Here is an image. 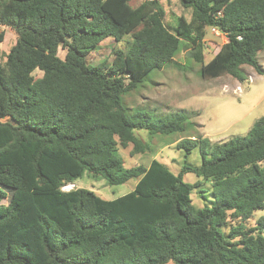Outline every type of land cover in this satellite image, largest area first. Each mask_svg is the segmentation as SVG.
<instances>
[{
	"label": "trees",
	"instance_id": "1",
	"mask_svg": "<svg viewBox=\"0 0 264 264\" xmlns=\"http://www.w3.org/2000/svg\"><path fill=\"white\" fill-rule=\"evenodd\" d=\"M178 1L191 16L171 31L159 0H0V27L15 36L0 64V264H264V216L247 224L264 209V117L222 144L179 139L175 148L198 149L201 163L178 174L156 159L126 168L118 154L148 152L139 133L185 131L180 111L123 102L153 71L180 67L178 54L207 80L243 84L244 66L262 72L264 0ZM208 28L227 42L204 64ZM125 37L126 51L87 62L106 39ZM187 173L200 180L185 183ZM83 176L136 185L112 200L63 190ZM200 182L213 201L195 209Z\"/></svg>",
	"mask_w": 264,
	"mask_h": 264
},
{
	"label": "rangeland",
	"instance_id": "2",
	"mask_svg": "<svg viewBox=\"0 0 264 264\" xmlns=\"http://www.w3.org/2000/svg\"><path fill=\"white\" fill-rule=\"evenodd\" d=\"M142 0H130V5L136 7ZM165 10L164 22L171 31H174L177 25L178 17L184 16L190 19L191 11L184 10L178 0H159ZM0 32L4 34L3 42L0 43V64L5 61V55L8 53L12 44L15 42L14 33L8 29L0 27ZM125 37L122 41L115 42L112 39H106L100 44V47L89 54L87 62L97 64L110 58L114 50L126 51ZM207 41L203 52V63H207L219 50L220 46L226 42L222 38L216 37L207 32L205 37ZM65 51L59 50V57H64ZM264 57L263 52L257 55L260 61ZM175 65H167L161 71L150 73L137 95H130L123 99L127 105H148L149 108H156L160 113L168 114L180 111L185 116V131L169 136H156L149 139L145 133H139V136L149 145L148 152L145 154H136L131 156V146L121 148L118 146V154L124 161L126 168L137 165L148 166L156 159L164 164L170 172L178 174L183 165L199 166L201 156L198 149L186 154L184 150L175 148L176 141L186 138L188 135L206 137L212 145L222 144L233 138H242L249 131L250 124L258 120L263 114L264 103L256 106L259 100L257 92V82L254 77L251 83L240 84L242 92L233 93L235 89V79L230 76H223L217 79H203L199 76L200 63L193 61L186 51L178 54L175 58ZM259 61V62H260ZM248 66H244V76L247 78ZM248 74V75H247ZM40 76V73H35ZM249 85V87H248ZM248 87V88H246ZM194 174L187 173L183 176L185 183H195L199 181ZM136 185V180H130L120 186H109L104 180L94 181L83 176L68 189L83 188L94 191L104 200H112L132 191ZM201 191V193H199ZM212 188L209 183L200 182L198 189L192 195V203L195 209L209 206L213 197ZM6 204V201L2 202ZM264 216V209L253 213V217L248 225ZM221 231H225L221 228ZM264 236V233H263ZM167 264H173L168 262Z\"/></svg>",
	"mask_w": 264,
	"mask_h": 264
},
{
	"label": "crops",
	"instance_id": "3",
	"mask_svg": "<svg viewBox=\"0 0 264 264\" xmlns=\"http://www.w3.org/2000/svg\"><path fill=\"white\" fill-rule=\"evenodd\" d=\"M259 59H258V63L260 65L261 71H262L260 74H258L257 72H255L251 67H248L249 68L248 69L249 75L252 76V78L254 77V80H255L254 82H257V86L256 87H258L257 88V92H258V95H259V100L257 101V104H256L257 107L264 103V57L261 58L262 59L261 61ZM235 81H236V83H235V87H236L240 83L237 80H235ZM245 83H246V81L243 84H245ZM245 85H247V84H245ZM248 87H249V85H248ZM248 87H246V88H248ZM263 117H264V110H263V114H261V116H260L259 119H261ZM258 120H255V121H253L250 124L249 130L254 125V123L257 122Z\"/></svg>",
	"mask_w": 264,
	"mask_h": 264
},
{
	"label": "built area",
	"instance_id": "4",
	"mask_svg": "<svg viewBox=\"0 0 264 264\" xmlns=\"http://www.w3.org/2000/svg\"><path fill=\"white\" fill-rule=\"evenodd\" d=\"M207 32H210V34H212V35H214V36H216V37H220V38L223 39L224 42H227V36L224 35L223 33H221L217 28H208V29H207ZM206 43H207V41H205V38H204V40L202 41V45H203V47L206 46ZM252 80H253V79H252V76L248 75V76H247V79H246V84H247V83H248V84L251 83ZM241 92H242V88H241V86H240V84H239V85H237V86L235 87V89L233 90V93H238V95H240Z\"/></svg>",
	"mask_w": 264,
	"mask_h": 264
},
{
	"label": "bare ground",
	"instance_id": "5",
	"mask_svg": "<svg viewBox=\"0 0 264 264\" xmlns=\"http://www.w3.org/2000/svg\"><path fill=\"white\" fill-rule=\"evenodd\" d=\"M70 187V185L66 186L65 188L68 189Z\"/></svg>",
	"mask_w": 264,
	"mask_h": 264
},
{
	"label": "water",
	"instance_id": "6",
	"mask_svg": "<svg viewBox=\"0 0 264 264\" xmlns=\"http://www.w3.org/2000/svg\"><path fill=\"white\" fill-rule=\"evenodd\" d=\"M68 186V185H67ZM66 187V186H65ZM64 190V189H63Z\"/></svg>",
	"mask_w": 264,
	"mask_h": 264
}]
</instances>
